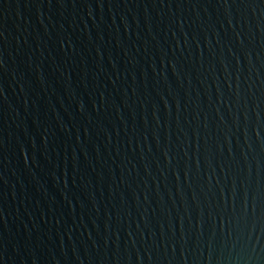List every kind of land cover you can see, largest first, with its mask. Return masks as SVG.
I'll list each match as a JSON object with an SVG mask.
<instances>
[{
  "label": "water",
  "instance_id": "1",
  "mask_svg": "<svg viewBox=\"0 0 264 264\" xmlns=\"http://www.w3.org/2000/svg\"><path fill=\"white\" fill-rule=\"evenodd\" d=\"M0 264H264V0H0Z\"/></svg>",
  "mask_w": 264,
  "mask_h": 264
}]
</instances>
